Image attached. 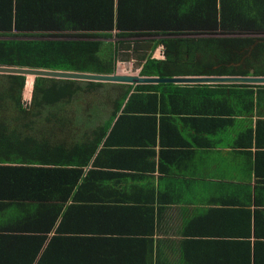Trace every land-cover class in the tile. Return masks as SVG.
I'll list each match as a JSON object with an SVG mask.
<instances>
[{
	"label": "crops",
	"instance_id": "obj_1",
	"mask_svg": "<svg viewBox=\"0 0 264 264\" xmlns=\"http://www.w3.org/2000/svg\"><path fill=\"white\" fill-rule=\"evenodd\" d=\"M19 1L51 16L112 17V28L87 29H110L98 40L120 48L114 74L255 77L210 72L233 61L219 41L264 34L215 21L221 6L264 13V0ZM103 84L77 132L64 122L34 138L50 143L51 163L30 166L49 175L0 184V264H264V85Z\"/></svg>",
	"mask_w": 264,
	"mask_h": 264
},
{
	"label": "trees",
	"instance_id": "obj_2",
	"mask_svg": "<svg viewBox=\"0 0 264 264\" xmlns=\"http://www.w3.org/2000/svg\"><path fill=\"white\" fill-rule=\"evenodd\" d=\"M6 9H9V12L0 13V35L16 33L40 35L48 37V39L0 40V66L108 75L116 73L117 59L122 57L120 48L116 46L110 51H104L103 42L98 40L110 37V29L101 31L87 29L97 26L95 25L97 22H104L106 27L112 28L114 27L112 17L64 13L51 16L44 10H34L33 5L30 10L26 9L19 0L16 1L15 6L13 0H10L9 7ZM236 10L238 9L221 6L219 20L217 16L215 22L222 27L229 25L233 28L228 31L224 30L227 33H264V13L248 15L236 12ZM119 21L121 22V18ZM119 27L121 26L119 25ZM120 33V35L137 34L141 36L151 32L122 31ZM218 49L221 53L234 57L233 61L219 62L218 69L210 71L213 74L264 76V38H229L219 41ZM148 65L145 66L142 73H148ZM160 72L162 74V71ZM6 77L10 81V88L6 92L0 93V107L2 104L10 102L17 111L23 113L21 95L26 78L14 75ZM45 82H51V84L45 86ZM82 82L36 78L33 96V104L39 110L36 112V116L42 115L43 111H46L45 120L55 119L59 122L63 120L62 115L58 112H62L63 105H69L73 102L74 97L82 91V88L78 86ZM84 83L87 84L86 91H93V89L104 85L95 82ZM226 86L257 87L258 85H219V87ZM34 125L32 123L19 128L33 130ZM19 128L13 130L0 119V184L5 181L6 184L21 182L26 178L25 172L44 171L49 175L52 170L35 169L30 166L39 163L46 167L51 163L50 143L37 142L34 135L22 137ZM33 176L31 175L30 178ZM78 178L79 175H76L74 181L76 182Z\"/></svg>",
	"mask_w": 264,
	"mask_h": 264
},
{
	"label": "rangeland",
	"instance_id": "obj_3",
	"mask_svg": "<svg viewBox=\"0 0 264 264\" xmlns=\"http://www.w3.org/2000/svg\"><path fill=\"white\" fill-rule=\"evenodd\" d=\"M262 36H256V39H262ZM39 40V39H48V37L40 36V35H21V34H11V35H0V40ZM7 75L0 74V93L7 91L9 86V79L6 77ZM25 86L21 95L22 105L24 108V112L21 113L17 111L12 103H4L0 107V119L3 123L7 124V126L14 128H19L21 126L34 123L33 130L32 129H24L21 130L20 134L22 137H27V135H34L35 138H51L52 134L56 135L58 129V125H64L68 123L69 130L78 131L80 129V123H82L83 119H87L92 115L93 107L98 106L100 103V94L104 88L101 86L93 91H86V84L79 83L78 86L82 88V91L79 92L68 106L64 104L61 108L62 112H58L62 115L63 120L56 121L55 119L45 120L46 111H43L42 115L36 116V112L39 111L33 104V96H34V87L36 78L32 76L25 77ZM50 79V78H49ZM31 84V85H29ZM51 82H45V86H49ZM109 89H105L108 91ZM111 92L108 91V93ZM90 114V115H89ZM94 114V112H93ZM34 117V118H32ZM55 120V121H54ZM80 122V123H79ZM66 129V128H65Z\"/></svg>",
	"mask_w": 264,
	"mask_h": 264
},
{
	"label": "water",
	"instance_id": "obj_4",
	"mask_svg": "<svg viewBox=\"0 0 264 264\" xmlns=\"http://www.w3.org/2000/svg\"><path fill=\"white\" fill-rule=\"evenodd\" d=\"M0 74L14 76H32L35 78H50L58 80H74L95 83H166V82H187V83H215V84H251L264 85V77H218V78H194L183 80H172L163 78H142L138 76H127L119 74H92L69 71H55L47 69H35L27 67L0 66Z\"/></svg>",
	"mask_w": 264,
	"mask_h": 264
},
{
	"label": "bare ground",
	"instance_id": "obj_5",
	"mask_svg": "<svg viewBox=\"0 0 264 264\" xmlns=\"http://www.w3.org/2000/svg\"><path fill=\"white\" fill-rule=\"evenodd\" d=\"M29 85H31V84H29Z\"/></svg>",
	"mask_w": 264,
	"mask_h": 264
}]
</instances>
